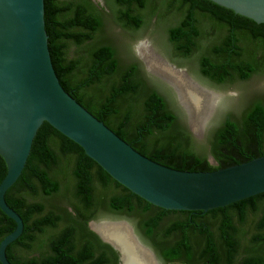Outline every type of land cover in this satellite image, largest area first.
I'll return each mask as SVG.
<instances>
[{
    "label": "trees",
    "instance_id": "obj_1",
    "mask_svg": "<svg viewBox=\"0 0 264 264\" xmlns=\"http://www.w3.org/2000/svg\"><path fill=\"white\" fill-rule=\"evenodd\" d=\"M102 2L44 0L49 55L65 92L137 153L172 169L211 172L264 156V96L248 100L238 116L225 117L209 132L206 144L199 145L181 113L149 85L138 63L119 60L117 49L107 42L106 23L110 20L134 35L156 19L172 53L193 62L203 78L217 85L264 76V24L209 0ZM4 198L24 225L20 237L6 248L11 264L10 251L16 246L39 254L40 261L30 264H119L118 254L88 227L103 213L132 218L158 258L174 261L162 240L178 225L166 230L162 223L178 211L155 207L132 194L46 122ZM262 206L264 193L214 209L236 216V237L247 240L244 264H264V216L254 236L243 229L249 219L264 213ZM14 228L0 211V241ZM227 251L228 264H235L236 248Z\"/></svg>",
    "mask_w": 264,
    "mask_h": 264
},
{
    "label": "water",
    "instance_id": "obj_2",
    "mask_svg": "<svg viewBox=\"0 0 264 264\" xmlns=\"http://www.w3.org/2000/svg\"><path fill=\"white\" fill-rule=\"evenodd\" d=\"M209 1L264 24V0ZM141 43L168 66L184 74L195 87L215 93L199 84L185 69L170 64L148 41H140L135 46L136 56L146 72L173 91L189 131L200 138L213 113L202 128L195 131L176 89L150 71L139 56L137 47ZM215 95L220 101V95ZM44 122L79 146L121 186L164 210L204 213L264 193V156L216 171L188 172L160 165L137 153L60 85L48 50L44 0H0V211L15 224L14 230L0 241V264H10L6 248L20 237L24 227L4 196L21 175L36 132ZM102 223L125 226L142 259L149 264H160L152 249L127 221H90L89 229L117 252L119 264H124L119 246L91 228Z\"/></svg>",
    "mask_w": 264,
    "mask_h": 264
},
{
    "label": "flooded vegetation",
    "instance_id": "obj_3",
    "mask_svg": "<svg viewBox=\"0 0 264 264\" xmlns=\"http://www.w3.org/2000/svg\"><path fill=\"white\" fill-rule=\"evenodd\" d=\"M134 55V62L138 63L146 79H152L146 72L142 62L139 63L136 53ZM154 78L152 81L158 87L157 84L161 81L156 77ZM260 208L262 211L264 210V206ZM188 212L170 213L162 223L163 228L166 230L171 225H178V228L167 231L162 240L166 253H174L173 262L160 260L154 249L149 245L161 264H228V255L231 253L227 250L228 248L232 249L233 246L236 248L235 264H244L246 256L243 255L242 250L247 246V240L237 239L235 228H239L240 224L234 214L231 213L230 215V212L227 213L226 210H210L204 213ZM263 216L264 213L261 212L257 219L250 220L253 224L250 221L247 222L250 227L248 225V227L243 228L250 237L257 233V225L262 222ZM223 232L227 233L226 237ZM228 241L232 243L230 246L227 244ZM212 254L215 258L210 257ZM9 259L14 264H30L31 260L38 263L40 256L36 252L27 251L16 246L11 249Z\"/></svg>",
    "mask_w": 264,
    "mask_h": 264
},
{
    "label": "rangeland",
    "instance_id": "obj_4",
    "mask_svg": "<svg viewBox=\"0 0 264 264\" xmlns=\"http://www.w3.org/2000/svg\"><path fill=\"white\" fill-rule=\"evenodd\" d=\"M97 3L103 6L102 0H95ZM108 13V10H107ZM107 31V42L112 44L117 49V56L119 60L123 62L134 61L135 52L134 48L140 41H148L154 50L166 59L170 64L175 65L177 68L185 69L187 74L195 79L199 84L207 88L208 90L213 91L215 94L220 95V101L215 108V111L208 121L205 130L200 138L195 136L194 139L199 145L206 144V138L213 129L217 128L225 117H236L239 115L240 111L243 109L244 105L248 100L255 97L264 96V76H252L249 80L244 82H230L223 85H217L209 80L203 78L199 72L197 65L191 61L183 60L179 57H176L170 47L167 46L166 34L164 28L158 25L156 19H153L148 27H144L138 33L131 35L123 30L120 26L116 25L112 21L108 20L106 23ZM137 57V56H136ZM139 63L141 62L138 59ZM163 61V60H162ZM143 65V64H142ZM143 67V66H142ZM150 77L154 80V76ZM148 79L149 85L154 88L158 93H160L166 100L170 103V108L177 114L180 115L181 111L177 104L175 95L173 91L161 80L156 86V84ZM169 94L171 95L173 104L169 101ZM180 118L182 123L189 130L184 116L181 113ZM191 133V132H190ZM208 160L213 164L212 158L209 156ZM124 220L127 221L135 230L136 234L141 240H143L136 230V227L130 217L119 216L115 217L111 214L103 213L97 220ZM252 219H249L250 221ZM146 243V242H145ZM147 244V243H146ZM148 245V244H147ZM149 246V245H148ZM161 264V263H160Z\"/></svg>",
    "mask_w": 264,
    "mask_h": 264
},
{
    "label": "bare ground",
    "instance_id": "obj_5",
    "mask_svg": "<svg viewBox=\"0 0 264 264\" xmlns=\"http://www.w3.org/2000/svg\"><path fill=\"white\" fill-rule=\"evenodd\" d=\"M137 52L150 71L163 77L176 89L182 104L190 114L192 128L198 132L207 118L214 113L219 97L195 87L184 74L168 66L147 45L141 43ZM91 228L119 246L124 255V264H149V261L145 262L137 252L125 226L102 223L94 224Z\"/></svg>",
    "mask_w": 264,
    "mask_h": 264
}]
</instances>
